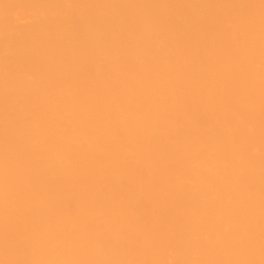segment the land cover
<instances>
[{"label":"bare ground","instance_id":"obj_1","mask_svg":"<svg viewBox=\"0 0 264 264\" xmlns=\"http://www.w3.org/2000/svg\"><path fill=\"white\" fill-rule=\"evenodd\" d=\"M0 264H264V0H0Z\"/></svg>","mask_w":264,"mask_h":264}]
</instances>
